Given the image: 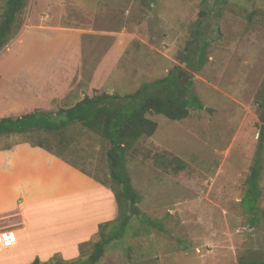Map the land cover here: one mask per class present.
<instances>
[{"label": "rangeland", "instance_id": "1", "mask_svg": "<svg viewBox=\"0 0 264 264\" xmlns=\"http://www.w3.org/2000/svg\"><path fill=\"white\" fill-rule=\"evenodd\" d=\"M7 1L0 0V23ZM83 35L84 45L73 43L72 36ZM189 53L196 68L203 54L198 71L188 68ZM68 65L77 68L73 74ZM0 71L3 113L9 98L59 94L57 112L31 113L42 122L94 92L124 96L179 74L180 86L191 83L204 109H191L182 121L148 116L156 133L127 156L142 214L123 228L124 207L117 219L100 224L110 223L109 236L120 230L123 237L98 264H264V0H26L0 51ZM11 113L6 117L19 118ZM21 142L64 149L68 165L105 184L116 200L121 186L111 176L110 145L81 125L5 136L0 150ZM260 148L263 195L252 215L242 200ZM99 240L95 234L78 257L58 254L52 261L86 260Z\"/></svg>", "mask_w": 264, "mask_h": 264}, {"label": "crops", "instance_id": "2", "mask_svg": "<svg viewBox=\"0 0 264 264\" xmlns=\"http://www.w3.org/2000/svg\"><path fill=\"white\" fill-rule=\"evenodd\" d=\"M28 25L17 36L20 43L26 28L30 29ZM36 29L82 32L44 26ZM85 36H72L73 43L81 47ZM65 67L72 74L77 69ZM56 96L59 94L54 92L30 102L11 96L6 113L0 111V119L11 116L10 112L13 116L19 114V118L37 111L55 113ZM118 215L111 190L46 149L21 142L0 150V232L10 231L14 236L10 246L0 247V264H32L37 259L48 263L58 254L69 261L78 257L80 245L99 233L100 224L115 220Z\"/></svg>", "mask_w": 264, "mask_h": 264}, {"label": "trees", "instance_id": "3", "mask_svg": "<svg viewBox=\"0 0 264 264\" xmlns=\"http://www.w3.org/2000/svg\"><path fill=\"white\" fill-rule=\"evenodd\" d=\"M25 6L26 0L7 1L0 23V51L7 46L14 36L20 13ZM195 44L194 42L189 43V46ZM191 49L192 47L188 48L189 52ZM200 58L198 63L202 67L203 54ZM193 59L194 57L189 53L186 56V64L189 69L198 71L200 67H195ZM179 82V74L171 73L163 79L143 84L133 94L123 96L94 92L93 96L83 98L75 106L61 110L56 116L52 114V119L49 118L51 121L42 122V118H38V114H28L17 119L2 118L0 119V138L12 134H29L34 131L58 133L74 124H79L102 141L107 142L110 145L107 156L110 161L111 176L121 186L120 190L114 192L119 215L124 207L128 209L120 221L121 227L124 228L128 226L133 217H140L142 214L139 208L141 197L132 185L127 169V156L140 139L152 137L156 133L158 125L148 116L156 114L172 121H182L189 116L191 109H204V104L193 91L191 83L181 87ZM33 145L44 148L59 158L66 159L64 149L55 151L44 144ZM262 151L263 149L260 148L247 179L245 198L242 200V205L249 206V212L252 215H256L258 212L260 198L263 195L259 187L263 170ZM109 225L110 223L100 225V240L94 244L93 251L86 260L71 263L62 260L41 263L37 259L32 264H98L104 257L106 248L110 243L123 237V232L120 230L114 231L113 235L109 236L106 233ZM87 246V243L80 245V252L84 253Z\"/></svg>", "mask_w": 264, "mask_h": 264}, {"label": "built area", "instance_id": "4", "mask_svg": "<svg viewBox=\"0 0 264 264\" xmlns=\"http://www.w3.org/2000/svg\"><path fill=\"white\" fill-rule=\"evenodd\" d=\"M14 241V236L10 231L0 232V246L7 247L10 246Z\"/></svg>", "mask_w": 264, "mask_h": 264}]
</instances>
